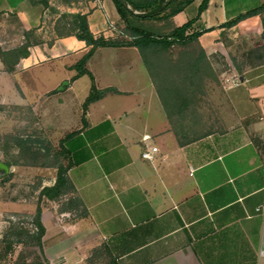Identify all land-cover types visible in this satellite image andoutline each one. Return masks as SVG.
Segmentation results:
<instances>
[{"label":"crops","instance_id":"1","mask_svg":"<svg viewBox=\"0 0 264 264\" xmlns=\"http://www.w3.org/2000/svg\"><path fill=\"white\" fill-rule=\"evenodd\" d=\"M200 1L172 16V25L193 18ZM262 2L208 0L187 32L202 31L194 45L208 56L223 31L257 29L259 15L223 24ZM77 13L85 15L94 36L116 37L107 26L118 17L111 0H0V51L23 52L27 45L25 55L10 63L6 57L8 64L0 58L2 77L34 84L40 70L57 67L62 74L46 91L61 85L56 107L74 106L56 123L61 138L73 132L63 147L74 192L43 198L40 205L47 263L264 264L257 256L264 212L256 210L264 204L262 74L252 71L226 86L225 128L180 142L175 119L189 105L165 70L186 63L155 61L153 75L134 46L97 47L85 67L98 89L117 92L91 102L82 126L90 81L85 74L71 80V66L88 47L62 23ZM152 147L151 158H142ZM39 175V190L54 183L55 173ZM70 196L79 199L85 215L63 208Z\"/></svg>","mask_w":264,"mask_h":264},{"label":"rangeland","instance_id":"2","mask_svg":"<svg viewBox=\"0 0 264 264\" xmlns=\"http://www.w3.org/2000/svg\"><path fill=\"white\" fill-rule=\"evenodd\" d=\"M259 18L257 29L241 26L223 31L216 50L201 59L195 68L192 60L198 56V48L194 43L173 45L167 50L156 49L147 53L146 67L153 75L155 61L185 62L187 65L165 70L168 76L176 79V89L183 90L185 103L189 105L185 114L175 119L179 141L195 139L207 132L225 128L226 119L230 116L224 97L226 86L238 76L248 75L252 71H258L264 77V13ZM111 21L115 30H120L118 17H111ZM62 23L64 31L72 32L70 20L64 18ZM147 24L160 33L167 32L171 26L169 20ZM6 57H9V63L14 59L12 54ZM6 57L4 60L7 62ZM61 74L57 67L42 69L34 84L25 85L10 82L7 77H2L0 70V163L7 167L6 172L0 170V237L12 224L33 228L31 218L38 202L39 174L45 172L50 177L54 175L57 163L66 164L58 147L64 133L58 130L56 123L61 122L62 114L69 116L73 113L74 106L64 111L56 107L57 103H61L60 99L55 100L61 85L46 91ZM16 136L29 140L32 150L38 149L36 158L17 148L12 139ZM45 147L49 149L47 157L43 155ZM44 163L48 166L41 165ZM74 213L77 215L78 211ZM26 240L24 238L21 243L13 244L0 264H48L38 249ZM2 246L0 243V250Z\"/></svg>","mask_w":264,"mask_h":264},{"label":"trees","instance_id":"3","mask_svg":"<svg viewBox=\"0 0 264 264\" xmlns=\"http://www.w3.org/2000/svg\"><path fill=\"white\" fill-rule=\"evenodd\" d=\"M111 2L121 25V34L114 38H105L102 35L94 36L88 28L85 15L77 13L70 16V22L73 26L72 35L84 41L85 45L88 47L87 51L71 66V68L75 70V74L71 77V80L85 74L90 81L88 94L81 103L80 121L82 126L85 125V112L87 106L91 102L100 99L108 92H117L112 87L98 89L95 86L92 74L85 67L86 61L94 50L97 47L134 46L144 64L148 66L147 53L149 52L152 53L156 49L167 50L173 45L184 46L191 43L196 44L197 37L202 31H187L190 29L193 21L198 18L199 14L206 8L208 0H201L197 6L196 15L181 25L174 26L170 22L171 26L165 33H160L157 29H153L147 22L170 21L172 16L182 11L187 5L193 2V0H111ZM262 13H264V2L243 13L237 14L234 18L226 21L223 26L230 27L245 17L252 15L260 16ZM26 46L27 45H24L23 52L14 50L10 53H5L0 51V58L4 60L6 56L12 54L14 56V61L19 55H25L27 53L25 50ZM204 57L205 54L199 47L198 56L192 60L193 67L195 68L197 63ZM12 69V67L6 68V71H11ZM71 134H73V132L66 134L64 138L58 141L59 153L63 154L64 157H66L67 154L63 147V141ZM12 139L22 153H31L32 157L36 158L38 149L32 150L33 147L29 146V140L22 136H16ZM43 155L44 157L49 155V149L47 147H45ZM68 164L69 163H57L55 166L53 165L56 169L54 183L51 186H43L39 190L38 202L31 218V225L33 228L27 229L16 223L9 226L1 235L0 243L3 246L0 250V260L6 257L12 249L13 244L21 243L24 238L27 239V243L36 247L41 253V237L44 233V227L40 221L41 208L39 200L43 198L58 200L74 192V188L66 173ZM41 165L48 166V164L45 163ZM63 208L77 209L79 215H85L86 213L79 199L73 196L67 198Z\"/></svg>","mask_w":264,"mask_h":264},{"label":"built area","instance_id":"4","mask_svg":"<svg viewBox=\"0 0 264 264\" xmlns=\"http://www.w3.org/2000/svg\"><path fill=\"white\" fill-rule=\"evenodd\" d=\"M107 26H108L109 30H111V31H113L119 35L121 34L120 30H115L114 23L112 21L108 20ZM155 150H156L155 147H152L150 151L144 150L141 152V157L146 158V159H150L151 158V152L155 151ZM256 210L264 212V204L262 206L257 207ZM257 256H258V259L264 260V234L260 238Z\"/></svg>","mask_w":264,"mask_h":264},{"label":"water","instance_id":"5","mask_svg":"<svg viewBox=\"0 0 264 264\" xmlns=\"http://www.w3.org/2000/svg\"><path fill=\"white\" fill-rule=\"evenodd\" d=\"M0 170L6 172L7 171V167L0 163Z\"/></svg>","mask_w":264,"mask_h":264}]
</instances>
